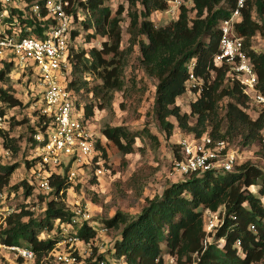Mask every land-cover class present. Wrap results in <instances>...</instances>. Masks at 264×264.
<instances>
[{"label":"trees","instance_id":"obj_1","mask_svg":"<svg viewBox=\"0 0 264 264\" xmlns=\"http://www.w3.org/2000/svg\"><path fill=\"white\" fill-rule=\"evenodd\" d=\"M126 1L130 9V44L138 45L146 76L157 81L154 113L166 136H170L174 128L169 119L173 117L184 134H207L214 140H225L234 148L232 141L236 137L241 138L242 146L260 142L264 130V110L255 107L257 110L253 111L257 116L252 118L245 109L248 104L251 105L250 100L243 94L240 84L231 79L229 67L224 64L215 65L213 62L220 36L219 21L230 15L234 0H191V7L180 8L175 18L162 27H157L150 17L154 12L163 13L166 7L163 0ZM76 3L84 11L85 18L80 22L82 28L93 31L88 37L99 35L105 38L100 48L92 47L88 51L81 49L77 53L71 48L72 79L68 87L81 96L82 78L87 79L86 75H92L99 80L90 89L99 103L84 105L85 117L88 119L94 107L103 108L105 104L111 103L115 92L124 87L123 72L127 53L121 48L120 26L124 9L120 5L112 14L104 0H76ZM136 4L140 6L138 11L133 10ZM254 14L258 16V21L254 19ZM20 27L30 28L29 33H38L42 25L39 21L22 20ZM236 30L245 40L258 78L257 88L264 95V51L256 52L250 48V40L256 34L264 37V0L246 1ZM75 34L73 32V37ZM136 36L139 39L134 42ZM191 62H194L195 77L202 80V89L199 93L194 89L196 98L190 102L189 112H181L176 98L187 91V65ZM11 69L10 63H5L0 70V99L8 109L21 103L11 91L1 86V82L9 78ZM83 83L86 84V81ZM224 98L228 101L224 106V114L220 117L219 103ZM191 118H195L194 123H191ZM47 121L43 116L37 117L28 139L32 143L29 155L38 146L33 135L38 130H43ZM143 132L152 143H159L157 136L146 127ZM0 133L3 146L12 153H17L20 149L18 140L8 131L0 130ZM101 133L123 156L133 151L135 139L138 137V134L125 125H106ZM96 147L100 151V158H106V150L99 139ZM173 152L177 155V145ZM32 161H26L29 179L21 182L24 187V202L33 195L30 172ZM17 167V163H0V192L8 186ZM68 174L69 167H65L63 176L51 177L53 190L47 194L49 199L46 201L43 217L33 218L32 213L26 211L25 207V211L13 210L4 218L0 228L2 243L32 249L36 262L52 250L57 240L44 235L52 230L60 231V226L69 222L72 215L59 197L60 194H65L68 187ZM148 175L149 173L138 169L124 182L135 199L141 196L143 183ZM221 207L224 209L222 223L212 233V241L204 245V212L216 211ZM250 225L254 226L253 230ZM102 226L120 229L113 251L114 256L122 259L125 264H161L163 255L175 256L177 264H190L194 255L197 256L194 264L262 262L264 171L246 161L235 165L230 172L192 175L180 182L170 183L162 194L146 199V205L138 214L130 215L116 210L113 216L103 220ZM78 235L87 240L94 237L95 230L86 221L78 229ZM237 241L239 246H236ZM2 260L0 255V263Z\"/></svg>","mask_w":264,"mask_h":264},{"label":"built area","instance_id":"obj_2","mask_svg":"<svg viewBox=\"0 0 264 264\" xmlns=\"http://www.w3.org/2000/svg\"><path fill=\"white\" fill-rule=\"evenodd\" d=\"M163 1L166 5L163 13L170 19H174L183 6H192L191 0ZM246 1L234 0L230 15L219 21L220 36L213 62L215 65H227L231 79L240 84L251 105L264 110V95L257 88L254 65L244 38L236 30ZM82 15L76 0H0V70L5 63H10V78L16 72H29L36 77L40 88L36 97L40 103L37 117L43 116L48 120L45 128L33 135L38 146L30 154V161L33 160L30 168L31 185L44 194L52 192L51 177L63 176L65 167H69V182L75 176L74 168L80 169L83 165L91 164L96 157L95 163L102 165L100 151L96 147L99 138L95 137L89 125L90 118H79L73 114V100L80 94L68 87L72 79V41L76 39L73 32H76L83 19ZM22 20L39 21L41 31L29 33L30 28L22 29ZM193 67L194 62L187 65V91L193 92L195 89L199 93L202 80L195 77ZM4 107L5 103L0 99V130L7 129L9 123L8 111L3 112ZM177 148L178 153L173 154L171 164V172L175 175L190 177L205 172H230L239 164L240 155L236 148L225 140H214L207 134H183L177 141ZM10 151L0 141V156H9ZM100 172L97 170V173ZM220 210L204 212V245L210 243L212 233L222 223L223 213L220 214ZM69 211L72 213L70 221L63 223L60 231L52 230L45 234L46 238L57 241L52 250L38 262L32 249L1 241L0 255L4 258L6 253L10 254L17 261L9 264H119L120 261L125 264L114 256L113 246L104 254L103 246L94 243L109 229L102 225L98 228L93 226L87 206L76 203ZM10 212L2 215L0 221ZM86 221L95 230L94 237L87 240L78 235V229ZM250 229L253 230L254 226L250 225ZM236 246H239V241ZM195 260L196 255L190 264H194ZM161 264H177V261L173 255H163Z\"/></svg>","mask_w":264,"mask_h":264},{"label":"rangeland","instance_id":"obj_3","mask_svg":"<svg viewBox=\"0 0 264 264\" xmlns=\"http://www.w3.org/2000/svg\"><path fill=\"white\" fill-rule=\"evenodd\" d=\"M104 4L110 7L112 14L120 5L124 9L120 22L122 30L121 48L127 53L123 72L124 87L121 91L115 92L111 103L105 104L103 108L94 107L90 115L89 125L95 137L101 141L107 157L100 158L101 166L93 161L91 164L83 165L80 169L74 168L75 176L68 182L65 194L59 195L65 206H69L68 209L76 203L87 206L93 226L96 228L103 225V220L113 216L116 210H121L130 215L138 214L146 205V199L162 194L170 183L180 182L184 178H188L171 172L174 147L185 132L177 126L176 120L170 117L169 119L174 124V128L171 135L166 136L155 117L154 99L157 81L146 76L141 65L138 45L130 44L129 4L126 0H104ZM134 9L138 11L140 9L139 4H136ZM82 13L84 19V11ZM253 17L255 20H259L257 15L254 14ZM150 18L157 27L165 26L172 21L171 17H167L161 12H154ZM92 32V29L87 31L82 28L81 23L78 24L76 39L72 41L74 53L81 49L88 51L92 47H101V43L105 38L99 35L88 37V34ZM138 39V36L134 37V42ZM250 46L253 51H264V37L256 34L250 40ZM86 78L81 80L83 86L81 96L77 95L78 98L73 100V114L79 118L85 116L84 105L99 103L90 92V89L99 83V80L92 75H86ZM83 81H86V84ZM1 86L11 91L21 103L11 109H8L7 106L4 107V111H8L9 115V123L4 131H8L12 137L18 140L20 149L17 153L10 151L9 156H0V163L2 164H18L9 179L8 186L4 188L3 192H0V217L7 211L24 210L26 207V211H30L33 218L40 219L43 217L46 201L49 199L47 198L48 195L33 188V195L24 202V187L21 184L23 180L29 179L26 161L31 159L29 152L32 143L28 139L33 126L37 122V110L40 103L36 97L40 91L39 83L36 77L29 72L23 74L16 72L13 77L5 78L1 82ZM195 98L196 94L186 91L176 98V104L180 107L181 112H189L190 102ZM227 101L228 99L224 98L219 103L218 113L220 117L224 114V106ZM245 109L252 118L257 116L253 111L257 110L254 105L248 104ZM190 121L194 123L195 118H191ZM106 125H125L138 134L131 153L123 156L111 142L102 136L101 131ZM144 127L157 136L159 141L157 145L152 143L146 133L143 132ZM263 134L264 132L261 133L262 140L260 142L256 141L249 146H242L240 137L233 138L232 143L240 155L239 163L249 161L264 171ZM0 141H2L1 133ZM138 169L149 173V175L143 183L141 196L135 199L133 192L125 187L124 182ZM97 170H101V172L97 173ZM253 189L257 190V187ZM220 209L221 214L224 209L222 207ZM119 232L120 229H109L107 233L98 237L94 243L99 247L103 246L104 254H107L119 237ZM210 241H212V238ZM162 247H164L163 244ZM5 256L1 263L17 262L12 255L6 253ZM121 263L122 261L119 262V264ZM256 264H264V260Z\"/></svg>","mask_w":264,"mask_h":264}]
</instances>
